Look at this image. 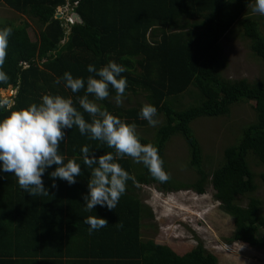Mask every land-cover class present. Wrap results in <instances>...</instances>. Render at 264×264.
Segmentation results:
<instances>
[{
    "label": "trees",
    "instance_id": "obj_1",
    "mask_svg": "<svg viewBox=\"0 0 264 264\" xmlns=\"http://www.w3.org/2000/svg\"><path fill=\"white\" fill-rule=\"evenodd\" d=\"M12 10L36 19V40L29 34V24H8L13 31L6 49L4 70L8 80L0 82V91L17 90L12 105L2 104L0 117L9 111L40 103L45 94L75 98L83 89L71 93L53 81L69 71L73 77L87 78L88 64L96 68L112 60L125 67L126 96L133 103L138 95L157 108L163 116L151 141L169 174L164 157L167 142L181 135L190 148V166L196 171L194 183H175L172 178L160 182L141 163L131 157L118 158L129 173L126 190L116 207L84 208L81 194L87 192L91 168L83 165L80 147L101 155L112 152L104 142L81 135L73 126L59 145L65 161L73 158L81 164L77 182L68 185L57 179L49 187L46 170L43 182L47 194L30 195L22 190L12 173L0 175V264H218L202 241L184 255L169 246L143 239L142 219L153 217L151 208L141 202L137 190L156 184L166 192L193 189L204 194L211 185L223 212L233 218L235 230L228 239L252 248L264 249V203L254 196L257 175L250 158L264 166V79L230 80L222 77L225 58L221 39L239 22L253 53L264 61V34L260 29L264 16H244L248 0H0ZM71 6L81 18L69 26L56 19L58 8ZM1 24V23H0ZM66 41L62 43V36ZM157 38V39H155ZM22 62H26L22 63ZM194 89H191V88ZM196 91V92H195ZM95 100L101 108L136 126L148 124L139 118L141 105L113 103L115 92ZM194 93L195 95H193ZM192 102H184L185 97ZM242 101L254 102L255 121L242 131L237 144L224 151V162L213 172L203 167L198 139L191 127L201 117L226 115L230 107ZM79 108L78 105H76ZM83 111L82 109H80ZM90 120L87 113H83ZM55 167L54 165L52 166ZM264 185V172L259 175ZM247 198L246 205L240 203ZM105 218L104 227L89 232L84 218Z\"/></svg>",
    "mask_w": 264,
    "mask_h": 264
},
{
    "label": "clouds",
    "instance_id": "obj_2",
    "mask_svg": "<svg viewBox=\"0 0 264 264\" xmlns=\"http://www.w3.org/2000/svg\"><path fill=\"white\" fill-rule=\"evenodd\" d=\"M251 11L264 16V0H254ZM58 12L59 10L56 19L60 15L59 19L65 20L69 26L76 22L70 23L68 17L65 18L64 14ZM12 31L10 25L0 24V82L8 80L4 65ZM66 36L63 35V40ZM86 71L93 75L85 79L73 77L69 71H65L53 81L60 84L63 80L64 87L73 94L83 89L84 94L76 96L75 104L72 96L45 94L40 97L39 104L30 103L0 117V175L12 173L20 188L30 195L48 193L43 177L49 168H52L47 173L49 187L56 188L57 179L65 181L68 185L76 183L81 173V164L73 158L65 161L59 148L66 139V130L75 126L81 135H87L89 139L104 142L109 148L115 149V156L112 152H103L97 156L93 150L90 151L87 144L80 147L83 165L91 168L86 185L87 192L81 194L84 208L93 210L94 206L98 205L112 210L124 194L129 179V173L118 162L119 157L128 156L141 163L160 182L167 181L169 174L163 167L158 148L152 143H141L135 123L125 122L89 99L91 94L95 100H104L109 96L111 87L119 103L127 87V78L121 75L126 71L125 67L109 60L99 68L88 64ZM12 91H15L16 95L17 90ZM13 103L12 99L9 105ZM83 113H87L90 120H86ZM138 115L150 126L158 122L157 108L151 103L142 104ZM83 222L89 226L90 233L107 223L105 218L97 215L85 217Z\"/></svg>",
    "mask_w": 264,
    "mask_h": 264
},
{
    "label": "rangeland",
    "instance_id": "obj_3",
    "mask_svg": "<svg viewBox=\"0 0 264 264\" xmlns=\"http://www.w3.org/2000/svg\"><path fill=\"white\" fill-rule=\"evenodd\" d=\"M252 4L254 0L244 16H260L251 11ZM71 8L69 5L62 8L63 17H72L77 21L76 16H73L75 11ZM260 21V29L264 34V19ZM6 22L14 25L28 23L31 38L37 39L39 25L36 19L20 14L1 3L0 23ZM64 42L65 39H62V43ZM221 46L225 58V65L222 68L223 78L247 79L250 82L264 79V61L251 50L250 41L245 37L239 22H235L222 37ZM0 95L3 103L9 105L12 103L15 91L11 88L1 90ZM127 95L121 96L119 103L115 97L110 98V101L117 106H130L131 102ZM184 102H192V100L187 96ZM145 103H148L146 98L138 95L131 104L139 106ZM156 119L158 122L154 126L149 124L136 126V132L141 138L155 140L158 128L165 123L162 115ZM255 119L254 102L242 101L233 104L226 115L201 117L193 121L191 127L201 147L205 170L213 172L221 166L224 162L225 149L237 144L242 131ZM190 156V148L181 135H175L167 142L164 157L169 176L175 183L191 184L196 181L197 173L190 166ZM132 161L138 164L133 159ZM250 165L257 175L258 191L254 196L264 203V185L259 178L260 173L264 172V166L253 158H250ZM214 193L211 185L206 188L204 195H198L189 188L166 193L156 184L141 186L137 194L141 202L152 209L153 214L152 218L144 216L142 219L143 239H152L156 243L167 245L178 255L191 251L199 241H202L204 246L218 258V264H264V249L252 248L242 242L228 241L235 230L234 221L221 210ZM240 203L246 205L247 198H243Z\"/></svg>",
    "mask_w": 264,
    "mask_h": 264
},
{
    "label": "built area",
    "instance_id": "obj_4",
    "mask_svg": "<svg viewBox=\"0 0 264 264\" xmlns=\"http://www.w3.org/2000/svg\"><path fill=\"white\" fill-rule=\"evenodd\" d=\"M58 10H62V8H58ZM72 10V9H71ZM62 14H64L63 10L61 11ZM70 23H74V20L72 18H69Z\"/></svg>",
    "mask_w": 264,
    "mask_h": 264
},
{
    "label": "water",
    "instance_id": "obj_5",
    "mask_svg": "<svg viewBox=\"0 0 264 264\" xmlns=\"http://www.w3.org/2000/svg\"><path fill=\"white\" fill-rule=\"evenodd\" d=\"M74 16H76V18L79 20V21H81V18L78 16V15H74ZM61 16L60 15H58L57 16V19H59ZM62 39H63V36H62Z\"/></svg>",
    "mask_w": 264,
    "mask_h": 264
},
{
    "label": "crops",
    "instance_id": "obj_6",
    "mask_svg": "<svg viewBox=\"0 0 264 264\" xmlns=\"http://www.w3.org/2000/svg\"><path fill=\"white\" fill-rule=\"evenodd\" d=\"M251 2H252V0H251ZM250 5V4H249Z\"/></svg>",
    "mask_w": 264,
    "mask_h": 264
}]
</instances>
